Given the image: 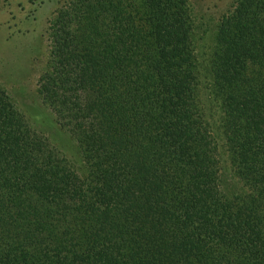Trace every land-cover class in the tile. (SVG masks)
<instances>
[{
    "label": "trees",
    "instance_id": "16d2710c",
    "mask_svg": "<svg viewBox=\"0 0 264 264\" xmlns=\"http://www.w3.org/2000/svg\"><path fill=\"white\" fill-rule=\"evenodd\" d=\"M188 0H70L40 100L0 87V264H264V0L195 34Z\"/></svg>",
    "mask_w": 264,
    "mask_h": 264
},
{
    "label": "rangeland",
    "instance_id": "374dc122",
    "mask_svg": "<svg viewBox=\"0 0 264 264\" xmlns=\"http://www.w3.org/2000/svg\"><path fill=\"white\" fill-rule=\"evenodd\" d=\"M70 0H0V87L31 126L79 168L74 138L40 100L38 80L49 65L53 20ZM195 34H214L237 0H188Z\"/></svg>",
    "mask_w": 264,
    "mask_h": 264
}]
</instances>
